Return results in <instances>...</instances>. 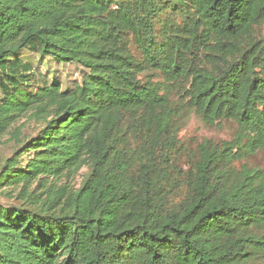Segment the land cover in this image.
Segmentation results:
<instances>
[{
  "label": "trees",
  "instance_id": "16d2710c",
  "mask_svg": "<svg viewBox=\"0 0 264 264\" xmlns=\"http://www.w3.org/2000/svg\"><path fill=\"white\" fill-rule=\"evenodd\" d=\"M186 113L231 137L186 147ZM23 115L0 264H264V170L241 162L264 151V0H0V138Z\"/></svg>",
  "mask_w": 264,
  "mask_h": 264
},
{
  "label": "rangeland",
  "instance_id": "374dc122",
  "mask_svg": "<svg viewBox=\"0 0 264 264\" xmlns=\"http://www.w3.org/2000/svg\"><path fill=\"white\" fill-rule=\"evenodd\" d=\"M18 56L25 62L31 63L34 69L39 70L49 80L52 78L59 79L63 89L73 86L76 82H80L84 74L83 69L76 64L59 63L51 57H41L39 54H32L27 50H22ZM39 126V123L29 115H23L19 118L18 122L11 128V131L0 138V167L14 149L11 132H14L17 127H20L24 138L34 137L38 132ZM233 128L234 125L231 122H220L216 125L209 126L204 124L194 113H186L185 117L181 120V128L178 136L186 147L192 148L202 137L216 140L229 139ZM26 159V156H24V162ZM241 162L264 170V151H257L254 155ZM86 173L87 169L83 167L74 177L56 181V187L66 186L67 189L77 188ZM18 191L19 189L2 188L0 191V203L4 205L23 206L22 200L17 197Z\"/></svg>",
  "mask_w": 264,
  "mask_h": 264
}]
</instances>
